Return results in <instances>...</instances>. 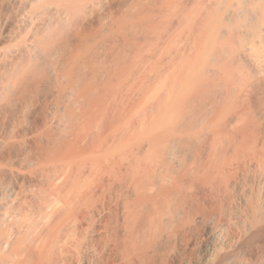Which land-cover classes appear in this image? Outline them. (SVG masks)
Here are the masks:
<instances>
[{
  "label": "bare ground",
  "instance_id": "obj_1",
  "mask_svg": "<svg viewBox=\"0 0 264 264\" xmlns=\"http://www.w3.org/2000/svg\"><path fill=\"white\" fill-rule=\"evenodd\" d=\"M264 264V0H0V264Z\"/></svg>",
  "mask_w": 264,
  "mask_h": 264
},
{
  "label": "rangeland",
  "instance_id": "obj_2",
  "mask_svg": "<svg viewBox=\"0 0 264 264\" xmlns=\"http://www.w3.org/2000/svg\"><path fill=\"white\" fill-rule=\"evenodd\" d=\"M107 264H113L112 259H110Z\"/></svg>",
  "mask_w": 264,
  "mask_h": 264
}]
</instances>
